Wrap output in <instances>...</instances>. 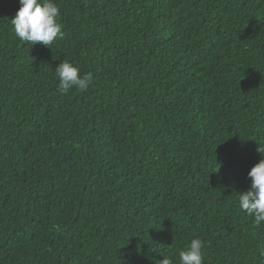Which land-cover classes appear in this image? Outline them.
<instances>
[{
	"label": "trees",
	"instance_id": "obj_1",
	"mask_svg": "<svg viewBox=\"0 0 264 264\" xmlns=\"http://www.w3.org/2000/svg\"><path fill=\"white\" fill-rule=\"evenodd\" d=\"M20 40L0 0V264H264L239 192L264 156V0H54ZM90 74L61 93L54 69ZM260 151V153L257 151Z\"/></svg>",
	"mask_w": 264,
	"mask_h": 264
},
{
	"label": "clouds",
	"instance_id": "obj_2",
	"mask_svg": "<svg viewBox=\"0 0 264 264\" xmlns=\"http://www.w3.org/2000/svg\"><path fill=\"white\" fill-rule=\"evenodd\" d=\"M19 8L11 19L16 36L31 45L41 44L47 48L62 38L60 9L54 0H18ZM58 78V89L67 93L70 89L84 91L91 83V75H81L80 70L69 60L60 61L54 69ZM260 153V151L257 149ZM250 187L239 192V208L254 217L257 226L264 222V156L247 173ZM204 242L193 238L187 248L178 253L179 264H203ZM259 257L264 258V245L259 246ZM159 264H174L171 257L162 256Z\"/></svg>",
	"mask_w": 264,
	"mask_h": 264
}]
</instances>
